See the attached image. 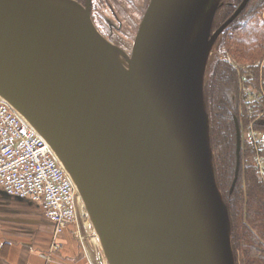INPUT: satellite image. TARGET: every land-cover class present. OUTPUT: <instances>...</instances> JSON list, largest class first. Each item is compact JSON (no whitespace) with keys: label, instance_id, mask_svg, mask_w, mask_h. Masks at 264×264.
<instances>
[{"label":"water","instance_id":"1","mask_svg":"<svg viewBox=\"0 0 264 264\" xmlns=\"http://www.w3.org/2000/svg\"><path fill=\"white\" fill-rule=\"evenodd\" d=\"M248 3L215 28L221 0H150L128 55L90 0H0V98L52 148L108 264H237L205 84Z\"/></svg>","mask_w":264,"mask_h":264},{"label":"trees","instance_id":"2","mask_svg":"<svg viewBox=\"0 0 264 264\" xmlns=\"http://www.w3.org/2000/svg\"><path fill=\"white\" fill-rule=\"evenodd\" d=\"M241 0H237V5ZM234 12L226 8L223 20ZM264 0L239 15L224 33V57L211 64L205 87L216 176L229 207L237 264H264ZM213 63V62H212ZM233 93H229V90ZM230 91V92H231ZM263 134L257 144L243 136L237 181V131ZM261 159L263 166L257 164Z\"/></svg>","mask_w":264,"mask_h":264},{"label":"built area","instance_id":"3","mask_svg":"<svg viewBox=\"0 0 264 264\" xmlns=\"http://www.w3.org/2000/svg\"><path fill=\"white\" fill-rule=\"evenodd\" d=\"M247 135L257 144L262 134L250 129ZM258 164L261 166L259 158ZM0 188L10 197L39 207L56 236H61L75 219L72 179L48 142L1 98Z\"/></svg>","mask_w":264,"mask_h":264},{"label":"crops","instance_id":"4","mask_svg":"<svg viewBox=\"0 0 264 264\" xmlns=\"http://www.w3.org/2000/svg\"><path fill=\"white\" fill-rule=\"evenodd\" d=\"M1 190L0 264H68L69 258L74 260V264H92L89 258L90 254L95 255V251L91 250L90 254L82 252V257L70 252L71 249L79 247L74 229L72 230L73 224L69 225L62 235V247L49 259L51 240L42 237L40 228L48 227V234L51 236V224L43 217L40 220L37 218V208L33 204L26 200L11 198ZM29 223L33 226H29ZM83 248L85 250L84 245L81 251Z\"/></svg>","mask_w":264,"mask_h":264},{"label":"rangeland","instance_id":"5","mask_svg":"<svg viewBox=\"0 0 264 264\" xmlns=\"http://www.w3.org/2000/svg\"><path fill=\"white\" fill-rule=\"evenodd\" d=\"M109 1L110 0H108V2ZM149 1L150 0H147L146 2L145 1H138L137 3L134 2V4L130 5V6L127 3L121 4V10L122 11H128V12H121V14H120V16H121L120 18L122 20L121 22H119L118 20H116V21L110 20V16L112 18L113 11L111 9H108L106 7V5L100 7L101 13L99 16H101V14H102L103 18L106 19L108 22H110L114 28V29H110L108 31L109 32V38H111L110 39L111 41H118L123 45L122 47L124 49L126 48L129 52L132 51V48L134 45V39L136 37L140 21L142 19V16L145 13V10L147 8ZM261 1L262 0H251V2L247 6L248 8L245 11V14H249V13L253 12L255 9H257V6L260 4ZM221 2H222V6L217 10V12L215 14V19H214L215 28L218 27L220 22L226 16L225 15L226 8L229 6H231L232 8H235V6L237 5V0H221ZM231 3H232V5H231ZM115 6H116V9L119 10L120 7L118 5H115ZM91 16H92V19L94 21L92 13H91ZM94 24L97 27L95 21H94ZM228 28L225 30V32L228 30ZM97 29H98V27H97ZM224 33H223L222 42L218 43L219 46L221 45L220 51L217 55L214 56L213 63L211 61L210 65H208L206 84L209 81L210 76L212 77V75H213V71L209 72V68H210L211 64H213V67H214L217 60L224 57V54H223L224 43H225ZM206 84H205V87H206ZM230 91H231V89L229 90V93H233V91H231V92ZM243 132H244L243 136L245 138H247L248 137L247 134L249 132V129H247L246 131L244 129ZM262 138H263V134L260 136L261 140L259 139L258 142H261ZM257 164H258V162H257ZM262 166H263V164L261 161V167ZM2 192L4 193V191H2ZM11 198L19 199L17 197H11ZM77 200H78V204H77V208H76L77 214H76L75 219L72 221L71 224H73L72 230L74 229V236L77 240L76 242L79 244V247H75V248L71 249L70 252H73L74 254L77 253L79 257H82L83 256L82 252H87L90 254V251L92 250V251H95V255L90 254V258H89L92 264H108L104 255H103V252H102V249L100 246V242L97 238V235H95L93 225L91 224V222L89 220V217L86 213L85 207L83 206V203L81 201V198L79 199L77 197ZM36 210H37L36 211L37 218L39 220L42 219L43 214H42L41 209L38 207ZM29 224H30L29 226H33L31 223H29ZM71 224H69V225H71ZM47 229H48V227H47ZM47 229L45 228V226H42V229L40 228V230H42V237L46 238V239L50 238V240H51L50 243L53 242V247H52V245H50L49 250H48L49 259H51V257L54 256V254L56 252H58L59 249L62 247V240H63L62 235L63 234L61 236H56L53 233V228H52V232L50 231L51 236H49ZM0 239H2V238H0ZM56 244H59L60 246H56ZM0 245H1V243H0ZM83 245L85 246V250L83 248V251H81ZM1 247H2V245H1ZM3 248H5V247H3ZM67 263L68 264H74V260L72 258H69V261H67Z\"/></svg>","mask_w":264,"mask_h":264},{"label":"flooded vegetation","instance_id":"6","mask_svg":"<svg viewBox=\"0 0 264 264\" xmlns=\"http://www.w3.org/2000/svg\"><path fill=\"white\" fill-rule=\"evenodd\" d=\"M82 4H84V5H86V3H87V0H79ZM138 1H147V0H110L109 2H108V0H90V11H91V13H92V15H93V18H94V21H95V23H96V25H97V27H98V29L102 32V34L104 35V37H106L109 41H111L110 39L111 38H109V30L110 29H114L113 28V25L110 23V22H108L106 19H104L103 18V16H102V14H101V16H99L100 15V13H101V11H100V7H102V6H104V5H106V7L108 8V9H111L112 11H113V14H112V18H111V16H110V20H114V21H116V20H118L119 22H121L122 20H121V16H120V14H121V12H128V11H122L121 10V4H123V3H127L129 6L130 5H133L134 4V2L135 3H137ZM243 0H241V2H242ZM130 4H129V3ZM240 2V3H241ZM251 2V0H249V3ZM240 3L238 4V5H236L235 6V8H234V11L236 10V8L240 5ZM248 3V4H249ZM248 4H247V6H248ZM115 5H118L120 8H119V10H117L116 9V6ZM231 5H232V3H231ZM246 6V8L241 12V14L244 12V11H246L247 10V7ZM140 10V9H139ZM107 13V12H106ZM108 14V13H107ZM117 16H116V15ZM240 14V15H241ZM232 15V14H231ZM230 15V16H231ZM144 16V15H143ZM143 16H142V18H143ZM230 16H228V18L230 17ZM228 18H226L225 20H222L221 22H220V24L218 25V27L221 25V24H223ZM125 20V19H124ZM124 22V21H123ZM141 22H142V19H141V21H140V24H141ZM139 24V25H140ZM138 31V30H137ZM111 43H113L114 45H116L117 47H120L126 54H128V55H131L132 54V51L131 52H129L126 48L124 49L122 46V44L120 43V42H118V41H111ZM131 53V54H130ZM210 65V64H209Z\"/></svg>","mask_w":264,"mask_h":264}]
</instances>
